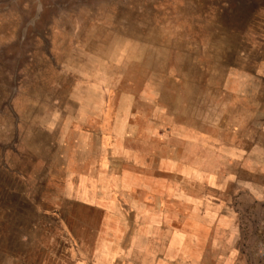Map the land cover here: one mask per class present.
<instances>
[{"label":"rangeland","instance_id":"1","mask_svg":"<svg viewBox=\"0 0 264 264\" xmlns=\"http://www.w3.org/2000/svg\"><path fill=\"white\" fill-rule=\"evenodd\" d=\"M131 177L264 264V0H0V264H147Z\"/></svg>","mask_w":264,"mask_h":264},{"label":"crops","instance_id":"2","mask_svg":"<svg viewBox=\"0 0 264 264\" xmlns=\"http://www.w3.org/2000/svg\"><path fill=\"white\" fill-rule=\"evenodd\" d=\"M142 180L138 177H131L129 191L123 186L124 183H121L120 188L125 190L118 194L122 196L123 192L132 201H135L136 207H138L134 210L135 217H146V221L141 220L138 223L141 225V230L138 233L143 234L142 238L149 254L152 251L157 255L148 257L147 264H179L185 259L184 250H196L199 245L205 244L209 249L219 248V245L222 244L220 242L222 233L226 230L227 225L219 221L221 213L217 212L218 210L213 209V212H205V215L201 217L202 220L196 222L183 220L185 215L182 217L183 214L179 207L181 203L189 201L184 191L182 193L179 188L172 192V184L167 181ZM138 189H140L139 192H137ZM135 191L136 196L133 194ZM143 195L149 200L145 202ZM142 202H145L147 206L150 205V209L139 213ZM207 213L208 216H206ZM194 214L193 212V217H195ZM137 238L139 237L136 236L135 240ZM204 246L200 248H204Z\"/></svg>","mask_w":264,"mask_h":264}]
</instances>
